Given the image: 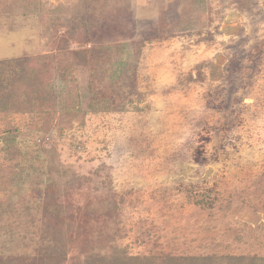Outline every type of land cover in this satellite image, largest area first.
Here are the masks:
<instances>
[{"label": "rangeland", "instance_id": "1", "mask_svg": "<svg viewBox=\"0 0 264 264\" xmlns=\"http://www.w3.org/2000/svg\"><path fill=\"white\" fill-rule=\"evenodd\" d=\"M0 264H264V0H0Z\"/></svg>", "mask_w": 264, "mask_h": 264}, {"label": "trees", "instance_id": "2", "mask_svg": "<svg viewBox=\"0 0 264 264\" xmlns=\"http://www.w3.org/2000/svg\"><path fill=\"white\" fill-rule=\"evenodd\" d=\"M80 20H81V18L77 21L80 22ZM55 22L56 21H53L52 23L56 24ZM83 25H84V27H82V25H79V26L75 25V29H73V31H71V34H69L70 36H68V38L66 40H64V42H63V45L65 47L62 45V43H60V45L57 46L55 53L68 51L70 53V56L73 57L74 59L78 58V56H80V55H86L87 56V55H92V54H96V53H101L102 50H101V48H99L98 44L96 43L97 42L96 39L94 37L90 36L91 26L88 27V26H86V24H83ZM59 32H61V30ZM67 41H68V43H67ZM57 55L58 54L54 55L53 57L55 58ZM26 61L29 62L28 57H26ZM25 66H27V65H25ZM37 70H39V73H40L42 68L39 67ZM49 70L55 71L54 64H51V68ZM51 71H48L49 75H52L53 71L52 72ZM32 74L33 73L30 72L29 70L22 69V72L19 73V75H17V77L13 79L12 84H13L14 89L16 90L17 94L19 91H21L20 90L21 89L20 84L27 85L26 84L27 82L25 83V80L27 79L28 75H32ZM62 80H64V79H62ZM35 81H37L36 86H35L36 91H37V95H35V96L30 95L29 99H33V98L41 99L44 102L49 101L51 103L53 101V104H55L54 100L50 101V97H52L53 95H56V93L59 96L62 92L59 90H67V87H66L67 85L62 84V85L57 86L55 84L50 85L49 82L47 83L45 75H44V77L42 76V78H36ZM58 88H61V89H58ZM6 98L11 99L9 97H6ZM60 99H63V98H60ZM57 100H59V99L57 98ZM198 161L202 162L200 159H198Z\"/></svg>", "mask_w": 264, "mask_h": 264}]
</instances>
